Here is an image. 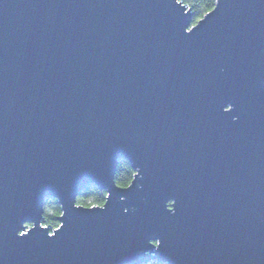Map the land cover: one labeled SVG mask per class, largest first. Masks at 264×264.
Segmentation results:
<instances>
[{"label":"water","instance_id":"water-1","mask_svg":"<svg viewBox=\"0 0 264 264\" xmlns=\"http://www.w3.org/2000/svg\"><path fill=\"white\" fill-rule=\"evenodd\" d=\"M193 20L0 0V264H264V0ZM89 185L105 204L77 207Z\"/></svg>","mask_w":264,"mask_h":264},{"label":"trees","instance_id":"trees-1","mask_svg":"<svg viewBox=\"0 0 264 264\" xmlns=\"http://www.w3.org/2000/svg\"><path fill=\"white\" fill-rule=\"evenodd\" d=\"M188 8L193 10V24L198 23L202 18L215 8L217 0H182ZM116 184L122 187H128L133 181L136 173L132 167L131 162L121 159L118 161V167L116 172ZM107 192L101 190L96 185H89L83 192L77 197L79 205L95 207L104 205L106 202ZM46 206L44 208V225L50 227L51 231L60 227V223L57 218L62 214L61 206L58 200L54 198H48ZM29 225V224H28ZM144 264H166L158 260H152Z\"/></svg>","mask_w":264,"mask_h":264},{"label":"snow or ice","instance_id":"snow-or-ice-1","mask_svg":"<svg viewBox=\"0 0 264 264\" xmlns=\"http://www.w3.org/2000/svg\"><path fill=\"white\" fill-rule=\"evenodd\" d=\"M81 205H77V207H80Z\"/></svg>","mask_w":264,"mask_h":264}]
</instances>
